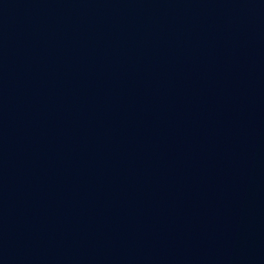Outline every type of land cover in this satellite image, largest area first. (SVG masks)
Masks as SVG:
<instances>
[{
    "label": "water",
    "instance_id": "water-1",
    "mask_svg": "<svg viewBox=\"0 0 264 264\" xmlns=\"http://www.w3.org/2000/svg\"><path fill=\"white\" fill-rule=\"evenodd\" d=\"M0 264H264V0H0Z\"/></svg>",
    "mask_w": 264,
    "mask_h": 264
}]
</instances>
